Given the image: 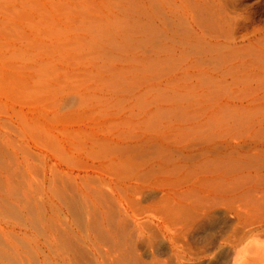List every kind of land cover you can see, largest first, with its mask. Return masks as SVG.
Here are the masks:
<instances>
[{
    "label": "rangeland",
    "instance_id": "obj_1",
    "mask_svg": "<svg viewBox=\"0 0 264 264\" xmlns=\"http://www.w3.org/2000/svg\"><path fill=\"white\" fill-rule=\"evenodd\" d=\"M0 264H264V0H0Z\"/></svg>",
    "mask_w": 264,
    "mask_h": 264
},
{
    "label": "bare ground",
    "instance_id": "obj_2",
    "mask_svg": "<svg viewBox=\"0 0 264 264\" xmlns=\"http://www.w3.org/2000/svg\"><path fill=\"white\" fill-rule=\"evenodd\" d=\"M17 10V9H16ZM36 11V10H35ZM32 92V91H31ZM35 131V130H34ZM109 203V202H108Z\"/></svg>",
    "mask_w": 264,
    "mask_h": 264
}]
</instances>
